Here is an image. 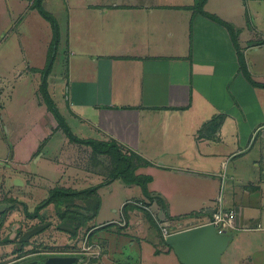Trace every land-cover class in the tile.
I'll return each instance as SVG.
<instances>
[{
    "label": "crops",
    "instance_id": "1",
    "mask_svg": "<svg viewBox=\"0 0 264 264\" xmlns=\"http://www.w3.org/2000/svg\"><path fill=\"white\" fill-rule=\"evenodd\" d=\"M196 1L76 2L69 24L88 41L76 47L74 68L82 66L78 54L91 66L72 90L70 115L94 124V139L172 147L156 149L169 163L160 164L189 180L212 184L225 172L232 180L225 211L236 217L222 262L264 264V0H206L202 12ZM210 125L212 133L199 134ZM99 230L92 245L104 252H86L82 264H181L169 246Z\"/></svg>",
    "mask_w": 264,
    "mask_h": 264
},
{
    "label": "rangeland",
    "instance_id": "2",
    "mask_svg": "<svg viewBox=\"0 0 264 264\" xmlns=\"http://www.w3.org/2000/svg\"><path fill=\"white\" fill-rule=\"evenodd\" d=\"M34 1L0 0V264H22L68 255L78 256L82 261L81 256H86V252L89 256H101L103 245H92L96 243L92 236L100 231L95 226L98 223L110 224V231L119 233L124 229L128 233L126 236H140L141 240L165 246L163 228L173 232L188 224L207 222L214 213L210 209H220L223 205L222 198H225L224 210H227L232 180L222 170L216 172L219 175L212 184L208 180H189L173 173V167L159 162L168 163L167 156L158 157L156 152L157 148L162 153L172 147L151 149L146 142L131 145L116 140L123 153V161L119 162L114 154L99 156L91 146L69 138L45 103L41 91L42 70L56 53L47 78L48 90L76 136L98 137L94 124L71 116L69 109L76 81L82 80L86 74L84 68L91 66L78 54L82 66L74 68L76 47L88 41L77 37V29L73 30L69 24L72 15L77 13L72 6L81 0L42 2L43 8L62 25L55 53L52 24L33 6ZM73 110L82 113L80 108ZM209 128V132L203 129L199 134L212 133L211 125ZM149 138L145 139L149 141ZM146 152L153 155L145 156ZM129 158L135 175H149L154 179L147 188L152 195L162 198V205L152 204L143 195L141 185L125 183L119 176L97 191L102 202L98 212L88 208L89 203L95 202V195L90 192L69 199L74 206L68 208L65 215L77 212L74 230L63 229L55 200L34 212L36 205L45 200L53 188L82 191L109 180L118 168L126 169ZM194 165L205 166L203 162ZM161 168L171 170L172 176L159 173ZM16 179L21 182L16 183ZM20 202L27 204V211ZM133 209H136L135 218L140 220L138 225L130 220L129 212ZM127 219L129 224L122 226ZM29 230L34 234L22 250L15 249Z\"/></svg>",
    "mask_w": 264,
    "mask_h": 264
},
{
    "label": "trees",
    "instance_id": "3",
    "mask_svg": "<svg viewBox=\"0 0 264 264\" xmlns=\"http://www.w3.org/2000/svg\"><path fill=\"white\" fill-rule=\"evenodd\" d=\"M42 2L43 0H35L33 3V6L35 8L38 9V11L41 13V15L47 19L48 21L51 22L52 24V28H53V42L55 43V50L53 53L57 52V46L59 44L60 41V27H59V23L57 21V19L51 14L49 13L47 10H45L42 6ZM206 2V0H197L196 1V7L197 10H200L201 12L203 11V5ZM207 14V13H206ZM210 15V14H207ZM212 18L217 19L220 23H222L223 25L227 26L229 29L233 28L230 26V24L222 21L221 19H219L216 16L210 15ZM56 55V53H55ZM55 55L52 56L49 61L47 62V65L45 66V68L42 70V82H41V91L43 93L44 99H45V103L48 107V110L53 114V116L55 117V119L58 121L59 126L64 130V132L69 136V138L77 143H81V144H86L91 146L93 149V151L98 154L99 156H104V155H112L114 154L115 160L121 162L123 161V159H121V155H123V153L120 151V148L118 146L117 141L112 138L110 140L104 141V140H97L94 138H79L78 136H76L70 126L68 125L67 121L65 120L64 116L62 115L60 109L58 108L56 102L54 101L50 91L48 90V74H50V72L52 71V66L54 64L55 61ZM127 156V155H126ZM125 167L126 169H122V168H118L117 172L113 173V176H111V178L109 180L103 181L97 185H93L89 188H86L82 191H75L71 188H63V187H55L53 188L48 197L43 200L41 203H39L38 205H36L34 212L37 213L41 208H43L44 206H46L49 203H52L54 200L58 205V209H60L59 211V215H61L63 222H62V226L63 229L68 230V229H76L77 226L75 224V220L77 218V212L76 211H72L69 212L71 213V215L68 216L65 215V213H67V209L70 208L71 206H74V202L72 203L71 201H69V199H72L73 196L76 195H81L82 193H86V192H90L93 195H95V202L93 203H89V207L91 208L92 211L94 212H98L101 208V199L98 196V190L105 186L108 185L113 179L118 178L119 176H121L122 180L125 183L128 184H137V185H141L142 187V192L143 195L145 197L148 198V200L153 204L154 202L161 204L163 203L162 198H159V196H154L152 195L147 188V184L149 182L152 181V177L149 175H145L144 176H138L134 174V165L132 163V161L130 160V158L128 159V161L125 163ZM15 200V199H14ZM68 200V201H67ZM13 201V200H11ZM23 207L26 209V211L28 210L27 208V204L25 202H20ZM65 208V210H63ZM87 208V207H86ZM63 210V211H61ZM65 211V212H64ZM218 211V210H216ZM96 214V213H95ZM98 214V213H97ZM96 214V215H97ZM31 215V214H30ZM68 225V226H66ZM66 226V227H65ZM95 226H100L99 224H95ZM110 226V224L107 225H102L101 227H99L98 229H107ZM65 227V228H64ZM18 232V231H17ZM34 234L33 230H29L27 232H25L21 239L19 240V242L16 244L15 249L18 250H22V248L24 247L25 243L29 240V238ZM92 236V235H91ZM12 240V239H10ZM171 248V247H170ZM81 258H86V256H81ZM46 258L44 257L41 260H45Z\"/></svg>",
    "mask_w": 264,
    "mask_h": 264
},
{
    "label": "water",
    "instance_id": "4",
    "mask_svg": "<svg viewBox=\"0 0 264 264\" xmlns=\"http://www.w3.org/2000/svg\"><path fill=\"white\" fill-rule=\"evenodd\" d=\"M20 182L16 179V183ZM232 238L231 232L218 233L215 224L208 223L173 232L163 240L181 264H223L222 256ZM24 264H80V261L78 256H49L43 262L35 260Z\"/></svg>",
    "mask_w": 264,
    "mask_h": 264
},
{
    "label": "built area",
    "instance_id": "5",
    "mask_svg": "<svg viewBox=\"0 0 264 264\" xmlns=\"http://www.w3.org/2000/svg\"><path fill=\"white\" fill-rule=\"evenodd\" d=\"M212 216H213L212 219L208 220L207 222L200 223V224H194V225L188 224L186 228L181 227L178 230L173 231V232H177L180 230H184V229H188V228H192L195 226L208 224V223L215 224V226L217 227L218 233L230 232L232 229L235 228L236 212L234 210L225 211V210L219 209L218 211L214 212ZM173 232H169L167 227L163 228V230H162L163 237H165V236H167ZM80 264H82L81 259H80Z\"/></svg>",
    "mask_w": 264,
    "mask_h": 264
},
{
    "label": "flooded vegetation",
    "instance_id": "6",
    "mask_svg": "<svg viewBox=\"0 0 264 264\" xmlns=\"http://www.w3.org/2000/svg\"><path fill=\"white\" fill-rule=\"evenodd\" d=\"M79 258V257H78ZM32 261H35V260H32ZM36 261H39V262H43L44 260H36ZM79 261H80V258H79ZM26 263V262H25ZM24 264V263H22Z\"/></svg>",
    "mask_w": 264,
    "mask_h": 264
}]
</instances>
